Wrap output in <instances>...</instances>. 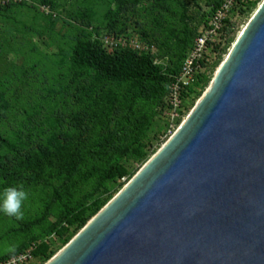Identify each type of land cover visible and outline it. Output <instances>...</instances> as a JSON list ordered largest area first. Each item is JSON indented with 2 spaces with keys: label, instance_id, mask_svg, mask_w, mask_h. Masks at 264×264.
<instances>
[{
  "label": "trees",
  "instance_id": "16d2710c",
  "mask_svg": "<svg viewBox=\"0 0 264 264\" xmlns=\"http://www.w3.org/2000/svg\"><path fill=\"white\" fill-rule=\"evenodd\" d=\"M36 1L54 7L53 0ZM259 1L247 8L240 4L239 13L247 18ZM222 2L111 0L104 13L106 30L75 27L68 46L56 53L52 70L33 48L23 68L33 75L31 96L23 102L11 101L6 97L7 87L0 84V191L22 186L28 193L22 220L0 213L5 235L17 238L14 251L0 254V261L32 243L36 245L34 258L48 261L56 251L49 252L43 240L55 234L60 247L66 245L158 150L164 140L152 147L150 135L168 88L200 33L198 27L206 25ZM24 5L25 0L0 4V62L9 51V42L19 47L31 31L42 37L14 10ZM139 5L148 6L150 20L147 27L135 24L139 38L154 44L156 55L121 49L107 53L101 36L130 34L125 15ZM174 7L179 10V28L168 25L165 17ZM35 20L42 19L35 16ZM227 24L234 27L228 30L229 49L236 28L235 23ZM212 73L195 84L200 88L196 96L207 87ZM189 91L193 92L191 87ZM7 111L12 115L10 126ZM132 164L137 167L130 168Z\"/></svg>",
  "mask_w": 264,
  "mask_h": 264
},
{
  "label": "water",
  "instance_id": "95a60500",
  "mask_svg": "<svg viewBox=\"0 0 264 264\" xmlns=\"http://www.w3.org/2000/svg\"><path fill=\"white\" fill-rule=\"evenodd\" d=\"M44 264H264V2L177 130Z\"/></svg>",
  "mask_w": 264,
  "mask_h": 264
},
{
  "label": "rangeland",
  "instance_id": "374dc122",
  "mask_svg": "<svg viewBox=\"0 0 264 264\" xmlns=\"http://www.w3.org/2000/svg\"><path fill=\"white\" fill-rule=\"evenodd\" d=\"M254 1L255 0H249L248 3L244 4L245 8L249 7V5H251V3ZM109 2H111V0H53L54 7L51 8L47 5H40L36 0H25L24 6L15 8L14 10L17 11L21 19L24 20L27 25L33 24V27L37 31L42 33V37L31 31L26 34L24 40H21V42L19 43V47L18 45L9 42V51L6 52L5 57L0 62V84L3 82L7 87L6 97L11 101L19 98L20 101L23 102L28 96H31L32 93L35 92L34 84H31L33 75L23 71V68L28 65L27 63H25V60L29 61V58L33 53V48L40 52L41 58H44L43 62L45 63V65L47 64L50 70H52V66L54 67V63L58 59L56 53L59 49L66 48L68 46L71 36L75 34V27L83 26L88 30L89 28H91V30H95L98 27L100 32L105 31L106 20L104 19V13L107 9V6L110 4ZM263 2L264 0H260L256 8L250 13L247 18L239 13V5H233L229 8L228 15L223 21L225 24L230 22L235 23L236 31L233 35V42L229 49L226 50V54L222 56V60L217 66V69H215V71L212 73L209 84L200 93V96L195 95L194 97L186 101L185 113L181 123L192 111L200 97L206 91H208L211 82L215 77L216 71L218 70L220 65L228 59L235 41L246 29ZM147 11V5H139L134 11L129 12L127 15H125V19H128L127 23L130 25V35H134L137 38L140 37V35L138 34L139 26H136V23L141 26L145 24L146 27L149 25L150 20ZM178 13L179 10L174 7L165 14V17L168 20L167 24L171 25V27H180L178 21ZM35 16L39 17L42 20H35ZM197 20L198 22H200L198 18ZM51 22H54V24L50 25ZM65 22L71 23L72 26L66 25ZM203 27L204 26L201 23V25L198 27V32H202ZM216 39H218V37H216ZM48 74L52 76V71ZM26 84H29V86H27ZM6 113L7 116H9V118H7V121H10L7 124L10 126L13 123L11 119L12 115H10V111H7ZM7 121H5V123ZM163 130L162 119L157 118L153 123L150 135V145H152V147H155L157 143H159V141L164 138ZM169 138H166L163 144ZM163 144H161L160 147ZM142 166L137 169L135 174L142 168ZM129 167L136 168L137 164L129 165ZM132 177L128 181H130ZM128 181L121 188L114 191L113 197L119 193V191L128 183ZM5 231V222L0 221V254L7 252L10 248H13L17 244V238L6 236ZM63 246L60 247V242L58 241V243L56 244V249H58L59 247L60 248L56 250L53 255H55ZM30 264L44 263L35 258Z\"/></svg>",
  "mask_w": 264,
  "mask_h": 264
},
{
  "label": "built area",
  "instance_id": "2783aa9c",
  "mask_svg": "<svg viewBox=\"0 0 264 264\" xmlns=\"http://www.w3.org/2000/svg\"><path fill=\"white\" fill-rule=\"evenodd\" d=\"M237 1L223 0L219 9L208 18L203 31L195 37L190 51L183 60L179 74L168 88L164 105L158 114V118L162 119L164 126V138L161 141H165L166 138H169L176 131L183 119L186 101L200 91V88L195 84L200 78L210 76L212 71L217 69L220 58L224 56L225 51L228 49V41L231 36L228 34V30L231 32L234 27L225 24L223 20L227 17L230 7L246 4L249 0H239V3ZM6 2L8 0H0V4ZM100 41L107 53H112L118 49L136 53H148L150 55H156L157 53V48L154 44L130 34L116 35L114 33H106L101 36ZM155 62H157L156 58L154 59ZM190 87L192 88V93L189 91ZM58 241L59 239L55 234H51L43 240L49 252L57 250L56 244ZM35 246L32 243L22 252L1 260L0 264L32 263L35 259L33 256Z\"/></svg>",
  "mask_w": 264,
  "mask_h": 264
},
{
  "label": "clouds",
  "instance_id": "9594fccd",
  "mask_svg": "<svg viewBox=\"0 0 264 264\" xmlns=\"http://www.w3.org/2000/svg\"><path fill=\"white\" fill-rule=\"evenodd\" d=\"M28 193L22 186H7L0 191V213L16 220L23 219L22 207ZM9 251H14L10 248Z\"/></svg>",
  "mask_w": 264,
  "mask_h": 264
}]
</instances>
